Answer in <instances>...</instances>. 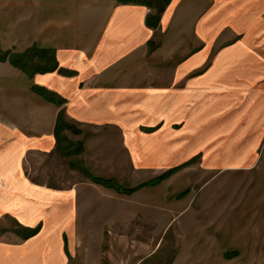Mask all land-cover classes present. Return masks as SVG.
<instances>
[{
    "label": "crops",
    "instance_id": "crops-1",
    "mask_svg": "<svg viewBox=\"0 0 264 264\" xmlns=\"http://www.w3.org/2000/svg\"><path fill=\"white\" fill-rule=\"evenodd\" d=\"M151 11L116 0H0L3 51L36 47L57 62L30 76L0 61V221L17 232L0 240V264H70L82 222L92 228L97 212L100 228L119 221L125 200L115 191L27 175L29 154L60 155V114L112 134L105 164L115 179L124 163L134 187L182 166V227L201 220L204 231L202 240L181 234L180 261L264 260V0H169L156 29Z\"/></svg>",
    "mask_w": 264,
    "mask_h": 264
},
{
    "label": "rangeland",
    "instance_id": "rangeland-1",
    "mask_svg": "<svg viewBox=\"0 0 264 264\" xmlns=\"http://www.w3.org/2000/svg\"><path fill=\"white\" fill-rule=\"evenodd\" d=\"M69 124L74 126V130L80 132H69V135L73 137L72 141H86L83 153L78 158H74L76 169L73 170L69 165L70 160L60 155L47 156L33 152L29 154L25 164L26 173L32 181L62 189L76 186L89 189L92 192L98 190V187L82 173V170L86 169L96 177L115 180L125 189L138 188V186L134 187L138 182H132L131 169L127 163H124L123 172L117 174L119 179L112 177L115 174L110 170V166L105 164L107 158L105 155L114 150L112 146L115 139L112 134L88 129L81 131L79 127ZM181 170L182 168L168 177L166 176L171 170L163 173L156 180L166 178L158 185L140 184L141 188L133 193L139 191V194L134 198L127 199L133 194L121 195L125 201L119 204L122 206H119L122 212L119 213L118 222H112L109 217L107 227L100 228L98 212L92 216V228H83L82 222L75 238V244H73L74 258L70 264H209V260L198 258H192V263L191 261H180L181 234L183 233L185 238L192 236V233L195 236L197 233L202 240L201 233L204 231L201 220L198 222L199 224L192 223L191 227L190 225L186 227L185 223L182 227L179 216L181 180L178 175ZM175 175L177 176L173 180L172 187L166 185L170 182L168 180ZM153 186H157V188L154 189ZM196 187L199 189L201 185L194 188L196 189ZM99 200L97 199V201ZM133 200H136L138 204H133L131 202ZM15 228L16 225L11 219L0 221V240L10 239L5 233L8 231L13 233ZM16 233L14 232V234ZM4 235L7 237L5 238ZM11 238L14 241V237ZM220 263L264 264V260L220 261Z\"/></svg>",
    "mask_w": 264,
    "mask_h": 264
},
{
    "label": "trees",
    "instance_id": "trees-1",
    "mask_svg": "<svg viewBox=\"0 0 264 264\" xmlns=\"http://www.w3.org/2000/svg\"><path fill=\"white\" fill-rule=\"evenodd\" d=\"M118 4L121 5H143L151 9V14H149L147 19V24L149 28L156 29L158 28L161 16L164 13L166 7L169 4V0H116ZM0 61L7 62L9 61L14 67L17 69L27 73L30 76H34L36 74L50 73L56 71L57 62L55 59V53L53 51H41L36 47L31 48L24 54H12L9 52H4L1 45V36H0ZM36 92H39L45 98L55 101L56 97L46 91L36 89ZM59 105H61V101H58ZM74 126L65 122L64 115L60 114L57 128H56V139H57V151L64 158L71 159L74 157H79L83 151V144L75 143L68 138L65 134L66 131H74L75 133H80L79 131L74 130ZM71 166H76L74 162ZM185 167V166H183ZM181 167L174 168L167 174L166 177L176 173L179 171ZM83 174L86 178H88L93 184L101 185L107 189L115 190L120 195H131L141 187L136 189H125L122 185H120L115 180H107L96 177L92 175L88 170L83 169ZM166 177H163L159 180L151 182L152 185L160 184ZM40 229H24L21 232V236L23 240L30 239L39 233Z\"/></svg>",
    "mask_w": 264,
    "mask_h": 264
}]
</instances>
